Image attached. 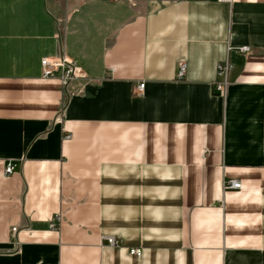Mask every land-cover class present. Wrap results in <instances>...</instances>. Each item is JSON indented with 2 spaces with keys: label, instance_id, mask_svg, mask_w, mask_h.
I'll return each instance as SVG.
<instances>
[{
  "label": "crops",
  "instance_id": "crops-1",
  "mask_svg": "<svg viewBox=\"0 0 264 264\" xmlns=\"http://www.w3.org/2000/svg\"><path fill=\"white\" fill-rule=\"evenodd\" d=\"M0 264H264V0H0Z\"/></svg>",
  "mask_w": 264,
  "mask_h": 264
},
{
  "label": "built area",
  "instance_id": "built-area-1",
  "mask_svg": "<svg viewBox=\"0 0 264 264\" xmlns=\"http://www.w3.org/2000/svg\"><path fill=\"white\" fill-rule=\"evenodd\" d=\"M222 2H230L231 0H220ZM241 53H247L250 51V48L247 46L237 48ZM42 67L44 71L45 77H53L55 75L56 71H61V85L62 89L65 92V94L70 95V87L73 86L77 81L79 80H87L88 83L93 82L94 80L88 78L83 70L76 65V63L71 60L68 56L65 54H61L60 56L50 59V58H44L42 60ZM232 66L229 62H225L223 64H220L218 67V75L219 77L228 76ZM187 71V64L181 63L180 69L178 73V78L183 79L185 77ZM145 88V84H141L138 89L139 91H143ZM217 90L222 95H226V86L223 83H217ZM67 138H70V136H67ZM16 173L15 165L12 162H9L5 165L4 175L5 177H11ZM242 189V183L239 180H227L224 183V190H240ZM56 220L61 221L62 215L59 214L56 218ZM18 233V227L15 226L12 228V235L13 237H17ZM109 244L112 246L117 245V241L114 238H108ZM132 254L136 256H141V250L140 249H133Z\"/></svg>",
  "mask_w": 264,
  "mask_h": 264
},
{
  "label": "rangeland",
  "instance_id": "rangeland-1",
  "mask_svg": "<svg viewBox=\"0 0 264 264\" xmlns=\"http://www.w3.org/2000/svg\"><path fill=\"white\" fill-rule=\"evenodd\" d=\"M62 215V214H61ZM108 238H114V237H108ZM115 239V238H114ZM116 240V239H115ZM117 241V240H116ZM108 243H109V241H108ZM118 243V242H117ZM112 246V245H111ZM117 246V245H116Z\"/></svg>",
  "mask_w": 264,
  "mask_h": 264
}]
</instances>
